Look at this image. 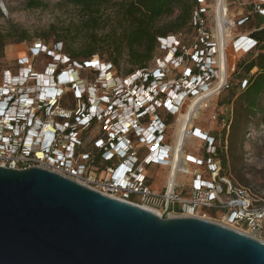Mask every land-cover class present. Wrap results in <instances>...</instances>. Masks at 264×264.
<instances>
[{
    "label": "built area",
    "instance_id": "2783aa9c",
    "mask_svg": "<svg viewBox=\"0 0 264 264\" xmlns=\"http://www.w3.org/2000/svg\"><path fill=\"white\" fill-rule=\"evenodd\" d=\"M195 1L188 23L192 40L185 42L180 33L158 37L155 55L144 68L121 75L98 58L73 61L59 43L60 54L47 53L52 63L44 74L31 67H20L17 76L5 73L0 168H40L159 217L197 218L264 243V197L222 174L210 131L213 126L228 130L229 121L216 114L236 68L226 53L246 55L259 45L252 32L228 36L249 19L241 0H230L238 10L234 19L226 17L227 0ZM254 5L264 18V0ZM46 51L35 43L30 53L37 57ZM82 72L89 74L81 78ZM247 82H241L243 89ZM68 94L75 103L69 111L62 106ZM198 105L202 109L194 117ZM207 110L211 125L203 131L193 121ZM93 129L91 151L84 150L85 134ZM152 166L169 169L161 190L149 185Z\"/></svg>",
    "mask_w": 264,
    "mask_h": 264
},
{
    "label": "water",
    "instance_id": "95a60500",
    "mask_svg": "<svg viewBox=\"0 0 264 264\" xmlns=\"http://www.w3.org/2000/svg\"><path fill=\"white\" fill-rule=\"evenodd\" d=\"M0 264H264V243L40 168H0Z\"/></svg>",
    "mask_w": 264,
    "mask_h": 264
},
{
    "label": "rangeland",
    "instance_id": "374dc122",
    "mask_svg": "<svg viewBox=\"0 0 264 264\" xmlns=\"http://www.w3.org/2000/svg\"><path fill=\"white\" fill-rule=\"evenodd\" d=\"M30 1H39L41 6L30 7ZM68 1L0 0V32L5 33L10 27H15L26 31L28 38L27 41L9 44L4 48L3 57L0 58V84L5 73L8 72L12 76H17L20 67H31L35 73L44 74L45 67L52 63V58L48 57L47 53H59L58 37L61 36L63 31H66L69 25H78L81 20V17L78 16ZM241 1L245 4L243 8L249 15V19L243 26H235L228 31L230 39L246 36L256 29L264 28V18L258 15L255 10L254 4H258V0ZM235 7L230 0H227L226 17L234 19L238 11ZM175 15L176 13L160 20L159 25L173 20ZM107 17L113 20V12L111 10L105 12L102 20L99 21V28L95 32L81 29L76 33L74 43L69 45L71 49L81 53L83 51L81 41L91 35L96 39V44L93 46L97 51L95 55H98L101 61L108 62L109 50L106 38L113 34V22L108 21L105 23L103 20ZM118 33L116 32V34ZM178 33L181 34V39L185 42L189 43L192 40L193 32L189 28L186 27ZM35 43H41L46 47L47 51L37 57H32L30 50ZM259 54H264V41L257 52L246 55L240 53L232 55L229 49L228 56L231 68L233 70L235 66L237 69L235 68L232 76V86L229 90L222 93L216 106L217 116L221 115L229 121L228 130H221L217 126L210 128L211 124L208 123V117L211 114V110L201 112V117L195 119L193 124L196 127H200L203 131H208L209 128L212 129L210 131L212 135H215L218 151L214 159L220 163L222 174L234 184L250 188L259 196L264 197V92L258 97L256 110L248 113L245 123L241 120L238 125H235V121H239L237 114L241 110L240 106L245 107L243 92L249 87L248 82L244 89L241 87V82L244 80V71L241 70L240 66L255 59ZM24 58L27 61L20 64ZM79 59L82 58L80 57ZM131 68L132 66L122 56L115 65V72L124 75L131 72ZM87 73H80V77H87L89 74ZM62 106L68 111L75 107V103L71 100L69 94L66 96ZM167 121L172 123V118H167ZM96 131V129H93L86 132L85 136L88 140L84 150L91 151V144L88 143ZM191 143L196 147L201 144L195 140H192ZM96 161L99 162L98 159ZM147 175L150 178V187L154 190H161L165 186L169 169L152 166L148 170Z\"/></svg>",
    "mask_w": 264,
    "mask_h": 264
},
{
    "label": "trees",
    "instance_id": "16d2710c",
    "mask_svg": "<svg viewBox=\"0 0 264 264\" xmlns=\"http://www.w3.org/2000/svg\"><path fill=\"white\" fill-rule=\"evenodd\" d=\"M71 7L81 17L78 25H69L66 31L58 37L63 52L73 61H84L100 57L96 54L94 45L96 39L88 36L83 39V51L78 53L69 46L74 43L75 34L81 29L95 32L99 28L105 12H113V20L107 17L103 21L113 22V34L107 36L109 50L108 62L115 66L120 57H125L131 70L144 68L155 55L157 38L168 34H178L188 28L191 11L196 5L195 0H69ZM39 1H30V7H39ZM176 13L175 18L166 24L159 25L160 20ZM116 32H119L116 34ZM251 37L259 45L264 41V28L256 29ZM26 31L10 27L5 33L0 32V58L3 57L4 48L9 44H18L27 41ZM82 59H79V58ZM243 77L247 79L249 87L243 92L244 105L240 106L237 114L239 121L245 123L249 112L256 110L258 97L264 92V54L240 66ZM249 76V77H248ZM248 77V78H247Z\"/></svg>",
    "mask_w": 264,
    "mask_h": 264
},
{
    "label": "bare ground",
    "instance_id": "6f19581e",
    "mask_svg": "<svg viewBox=\"0 0 264 264\" xmlns=\"http://www.w3.org/2000/svg\"><path fill=\"white\" fill-rule=\"evenodd\" d=\"M222 34H223V38H224V39H221V43L223 44V47H224V50H225V53H226V46H225V45H226L227 42H226V40H225V32H222ZM218 39H219V36H218ZM225 57H226L227 60H230V58L228 59L227 53H226V56H225ZM201 107H202V105H198V106H196V110L194 111V113H193L192 116L195 117V116L197 115V113H198V110H199V109H202ZM180 156H181V155H180ZM181 157H182V156H181ZM168 217L170 218L171 216H168Z\"/></svg>",
    "mask_w": 264,
    "mask_h": 264
},
{
    "label": "snow or ice",
    "instance_id": "6c2138e0",
    "mask_svg": "<svg viewBox=\"0 0 264 264\" xmlns=\"http://www.w3.org/2000/svg\"><path fill=\"white\" fill-rule=\"evenodd\" d=\"M153 150H155V149H153Z\"/></svg>",
    "mask_w": 264,
    "mask_h": 264
}]
</instances>
